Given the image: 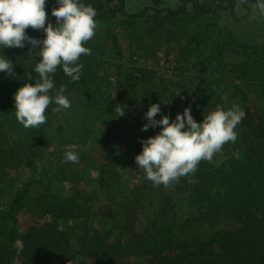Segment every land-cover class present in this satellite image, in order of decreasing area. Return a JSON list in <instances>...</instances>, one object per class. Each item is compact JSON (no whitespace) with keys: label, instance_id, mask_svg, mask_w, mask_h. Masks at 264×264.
<instances>
[{"label":"trees","instance_id":"16d2710c","mask_svg":"<svg viewBox=\"0 0 264 264\" xmlns=\"http://www.w3.org/2000/svg\"><path fill=\"white\" fill-rule=\"evenodd\" d=\"M123 1L126 0L114 7L116 13L124 12L119 23H144L152 45L162 51L163 63L171 68L196 69L199 81L194 86L191 76L180 75L171 83L163 78L154 82L143 74V69L126 68L127 64L119 63L118 105L125 106V115L112 118L100 136L69 143L61 151L64 155L71 148L79 154V163L85 165L89 177H94L93 183L106 192V202L97 191L87 190L80 177L73 179L68 195L57 197L51 193L52 176L23 182L0 206V264H45L47 258L54 264H264L263 98H256V103L243 108L246 116L235 129L238 139L224 145L229 147L225 156H214L212 163L201 161L194 173L181 177L174 186H154L136 163L125 173L135 180L127 189L117 193L115 180L110 176L111 145L121 141L116 138L117 128L130 114L147 123L145 113L149 106L159 103L158 120L163 115L174 120L178 112L189 107L193 118L202 122L203 115L217 105L223 106L226 99L235 102L236 97L223 96L213 88L206 93L210 88L209 64L216 62V68L226 69L229 56L246 53L252 46L254 32L237 30L236 21L220 26L212 19L232 11L233 0H191V9L186 5L188 0H177L176 6L170 5L169 0H148V8L128 13L123 11ZM81 2L97 10L96 21L118 47L112 22L116 13L111 12L108 0ZM51 19L55 25L56 18ZM192 27L197 34L189 36ZM26 31L28 35L37 32L31 28ZM207 39L212 42L208 63L199 45ZM25 45L30 49L31 45ZM32 55L30 60L15 65V74L7 79L27 81L28 74H32L33 80L27 82L34 83L39 57ZM79 62L83 64L80 79L72 81L58 67L53 76L55 87L96 82L95 56L82 55ZM49 95H53L52 91ZM52 108L50 104L46 113ZM159 131V126L149 127L143 137L133 136L128 143L141 152V140ZM93 142L104 145V161L92 158ZM38 193L42 197L37 212L22 228L19 216ZM17 240L23 242L19 255Z\"/></svg>","mask_w":264,"mask_h":264},{"label":"rangeland","instance_id":"374dc122","mask_svg":"<svg viewBox=\"0 0 264 264\" xmlns=\"http://www.w3.org/2000/svg\"><path fill=\"white\" fill-rule=\"evenodd\" d=\"M168 2L172 6L178 4L177 0ZM120 3L119 0L111 1L112 8ZM256 3L257 0L248 2L252 9L249 16H246L247 8L241 6V0H237L235 13L227 11L218 19L212 18L218 21L220 26L236 21L237 30L255 34V41L246 53L227 58L226 69L216 68V62L209 64L207 83L210 88L206 93L213 88L223 96L237 98L235 102L226 99L222 106L225 109L233 104H239L243 109L247 104L256 103V98L264 99V13L255 7ZM186 5L188 9L193 7L191 0ZM125 6V12L128 13L148 8L149 4L148 0H126ZM53 7H58L57 0H46L45 10L48 18L54 17L51 14ZM123 13H116V18L112 20L113 30L118 37V47L98 22L94 37L85 44L96 58V82L85 86L67 87L65 95L69 98L71 107L60 112L45 113L47 120L39 128L26 129L15 116L14 94L27 81L10 80L7 79V74L0 72V206L5 204L9 194L16 191L23 182L43 176L54 178L51 193L55 197L68 195L73 179L80 177L83 178L87 190L97 191L102 201L106 202V192L93 183L94 177H89L85 165L79 162L66 163L61 151L69 143L100 136L106 131L109 121L117 116L115 107L118 105L119 94L116 80L119 63L127 64L126 68L131 66L143 69V74L154 82L163 78L167 83H171L178 76L186 75L194 79V86L198 83L196 69L195 71L188 66L171 68L163 63L165 58L162 51L152 45L144 23L139 22L132 26L119 23ZM249 23L252 24L250 27ZM190 29L192 31H189V36L197 34L196 28ZM44 35L42 31H37L29 36L43 39ZM192 45H197V42H192ZM199 45L201 54L208 63L212 42L207 39ZM25 46L26 49L0 47V55L7 56L13 66L24 63L30 60L28 57L32 54L28 53V45ZM58 88L59 86H56L52 90L53 95ZM54 107L56 105L53 103ZM140 119L141 117L130 114L117 128L116 138L121 141L111 145L113 167L110 176L115 180L113 186L117 193L135 182L125 173L134 166L135 156L140 153L128 143L130 138H141L146 133L142 130L146 122ZM228 149L229 147L223 146L222 150L214 155L215 158L225 156ZM104 153V145L101 143L90 144L92 158L99 162L104 161ZM163 190L164 188L159 189V204ZM41 197L42 194H35L30 206L20 214L19 222L22 228H25L36 214ZM45 264H54V261L47 258Z\"/></svg>","mask_w":264,"mask_h":264},{"label":"clouds","instance_id":"9594fccd","mask_svg":"<svg viewBox=\"0 0 264 264\" xmlns=\"http://www.w3.org/2000/svg\"><path fill=\"white\" fill-rule=\"evenodd\" d=\"M57 4L51 12L56 18L53 25L50 21L46 23V0H0V47L23 48L27 42L31 45L29 51L39 57L34 67L35 82H25L13 97L16 119L26 129L39 128L46 122L45 113L50 104L56 105L53 112L71 107L65 95L66 85L61 84L54 95H49L55 88L53 76L57 68L62 67L63 73L72 81L80 79L83 70L80 57L91 55V49L85 44L94 37L98 27L97 10L91 4L81 0H57ZM255 7L264 13V0H257ZM29 28L45 33L43 39L29 36L26 31ZM0 72L8 76L15 74L12 61L5 55H0ZM28 80H33L32 74H28ZM124 109V105L115 107L118 117L125 115ZM160 112V104L153 103L145 113L147 123L142 130L159 126L160 131L141 140L142 151L135 156V163L154 186L165 188L194 173L201 161L212 163L214 155L226 143L236 142L238 133L235 129L246 116L239 104L227 109L217 105L203 115L202 122L193 118L189 107L183 113L178 112L174 120L168 115L156 119ZM64 160L78 163L79 154L69 148L64 153ZM22 250L23 242L17 240V255Z\"/></svg>","mask_w":264,"mask_h":264},{"label":"flooded vegetation","instance_id":"af4514ba","mask_svg":"<svg viewBox=\"0 0 264 264\" xmlns=\"http://www.w3.org/2000/svg\"><path fill=\"white\" fill-rule=\"evenodd\" d=\"M111 1H116V0H111ZM111 1L108 0V2H107L108 3V7L112 10L111 11L112 13H116L117 12L116 9L115 8H112ZM250 1L251 0H241V6H243L244 8H247V10H248V13L246 14V16H249L250 13H251V10H252L251 9V6L248 5V2H250ZM125 4H126V1H123L122 5L124 6V8L126 7ZM236 4H237V0H233V4H232V11H233V13H235ZM123 11H125V10H123Z\"/></svg>","mask_w":264,"mask_h":264},{"label":"water","instance_id":"95a60500","mask_svg":"<svg viewBox=\"0 0 264 264\" xmlns=\"http://www.w3.org/2000/svg\"><path fill=\"white\" fill-rule=\"evenodd\" d=\"M52 19L51 18H48V20L46 21V22H49V21H51Z\"/></svg>","mask_w":264,"mask_h":264}]
</instances>
